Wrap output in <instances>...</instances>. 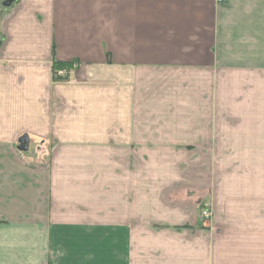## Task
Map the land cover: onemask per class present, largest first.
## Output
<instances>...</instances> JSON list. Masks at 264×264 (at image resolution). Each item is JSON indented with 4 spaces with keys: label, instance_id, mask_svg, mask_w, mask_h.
Segmentation results:
<instances>
[{
    "label": "crops",
    "instance_id": "0c3cea01",
    "mask_svg": "<svg viewBox=\"0 0 264 264\" xmlns=\"http://www.w3.org/2000/svg\"><path fill=\"white\" fill-rule=\"evenodd\" d=\"M56 232L84 260L264 264V0L1 7L0 264H46Z\"/></svg>",
    "mask_w": 264,
    "mask_h": 264
},
{
    "label": "rangeland",
    "instance_id": "374dc122",
    "mask_svg": "<svg viewBox=\"0 0 264 264\" xmlns=\"http://www.w3.org/2000/svg\"><path fill=\"white\" fill-rule=\"evenodd\" d=\"M67 68H59L56 71L53 70V73L55 72V75L59 78H64L67 77ZM60 71H64V73L59 74ZM206 209L207 210V214L203 213V210ZM198 214H199V218L200 221L203 222H208L210 221L211 217H212V212L209 211V208H207V206L205 205V202H202L199 206H198ZM209 220V221H208ZM209 230H215V229H209ZM58 233L60 232H56L55 234L57 235L58 239H54L52 238V243L50 244V247L48 249V253H47V257H46V264H108L109 262H111V264H120V253L123 251V245H115L114 247L112 245H114V243H111L112 239H110V245L111 247L108 249V244L107 243H102L103 246H105L104 248H100L99 249V254H97V248H95L94 250V258L91 260L88 259H83L82 255L84 254V252H87L89 249V244L86 242H80L78 239H81L83 237H77V236H65L62 234V232L58 235ZM103 231L101 232L102 237L101 240L102 242L105 238H103ZM108 233V232H107ZM106 233V237L107 235H109V233ZM134 233H135V229H134ZM63 236H62V235ZM55 236V235H54ZM68 238V239H66ZM71 238V239H69ZM133 245V252L135 253V247L139 248L140 244L138 242L133 241L132 242ZM181 245V246H180ZM188 244H182V243H178L177 241H174L173 244L171 245H166L167 251L164 252L163 257H165V263L166 264H189V254H188ZM117 247V249L115 250L114 248ZM180 247L183 249L182 252ZM117 253H115V252ZM138 251V250H137ZM66 252H70L71 254H67ZM115 253V257L116 259L114 260H110V258H108V256H110V254ZM133 264H136V261L133 260L132 261ZM128 264V263H127Z\"/></svg>",
    "mask_w": 264,
    "mask_h": 264
},
{
    "label": "trees",
    "instance_id": "16d2710c",
    "mask_svg": "<svg viewBox=\"0 0 264 264\" xmlns=\"http://www.w3.org/2000/svg\"><path fill=\"white\" fill-rule=\"evenodd\" d=\"M72 65L71 62H61L54 60L53 62V70L56 71L59 68H69ZM53 79L54 81L64 80V78H59L55 75V72L53 73Z\"/></svg>",
    "mask_w": 264,
    "mask_h": 264
},
{
    "label": "water",
    "instance_id": "95a60500",
    "mask_svg": "<svg viewBox=\"0 0 264 264\" xmlns=\"http://www.w3.org/2000/svg\"><path fill=\"white\" fill-rule=\"evenodd\" d=\"M10 3V0H5L2 3H0V14H1V7L2 6H7ZM24 140V139H23Z\"/></svg>",
    "mask_w": 264,
    "mask_h": 264
},
{
    "label": "built area",
    "instance_id": "2783aa9c",
    "mask_svg": "<svg viewBox=\"0 0 264 264\" xmlns=\"http://www.w3.org/2000/svg\"><path fill=\"white\" fill-rule=\"evenodd\" d=\"M63 73H64V71H60V72H59V74H61V76H62ZM203 213H204V214H207V210L204 209V210H203Z\"/></svg>",
    "mask_w": 264,
    "mask_h": 264
}]
</instances>
